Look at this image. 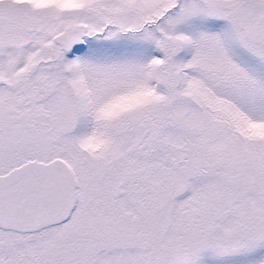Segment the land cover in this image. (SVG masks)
I'll return each instance as SVG.
<instances>
[{"label":"snow or ice","instance_id":"1","mask_svg":"<svg viewBox=\"0 0 264 264\" xmlns=\"http://www.w3.org/2000/svg\"><path fill=\"white\" fill-rule=\"evenodd\" d=\"M0 264H264V0H0Z\"/></svg>","mask_w":264,"mask_h":264}]
</instances>
